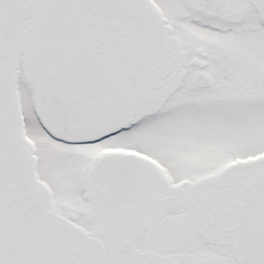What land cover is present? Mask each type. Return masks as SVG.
Returning <instances> with one entry per match:
<instances>
[{"label":"snow or ice","instance_id":"6c2138e0","mask_svg":"<svg viewBox=\"0 0 264 264\" xmlns=\"http://www.w3.org/2000/svg\"><path fill=\"white\" fill-rule=\"evenodd\" d=\"M0 264H264V0H0Z\"/></svg>","mask_w":264,"mask_h":264}]
</instances>
